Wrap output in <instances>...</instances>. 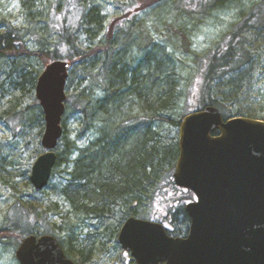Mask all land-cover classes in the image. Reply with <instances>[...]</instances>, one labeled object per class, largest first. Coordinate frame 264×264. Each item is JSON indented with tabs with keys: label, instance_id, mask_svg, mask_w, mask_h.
Masks as SVG:
<instances>
[{
	"label": "trees",
	"instance_id": "obj_1",
	"mask_svg": "<svg viewBox=\"0 0 264 264\" xmlns=\"http://www.w3.org/2000/svg\"><path fill=\"white\" fill-rule=\"evenodd\" d=\"M21 1L32 26L43 22L41 30L48 31L49 36L40 37V49L30 50L23 29L0 34V46L6 49L0 52L6 69L4 96L12 92L11 96L19 101L14 109L20 105L11 117L6 115L9 122H14L15 135L37 131L33 153L37 159L44 153L41 140L45 130L43 110L35 96L37 79L49 63L70 62L64 134L56 149L58 159L53 174L61 165L67 169L55 192L63 204L61 223H52L48 211L31 206L27 210L31 219L28 225L19 235L7 231L6 238L22 242L29 235H53L71 259L78 253L86 262L110 257L115 260L113 264H128L130 259L119 244V232L129 217L142 218L146 208L160 200L156 194L163 178H168L176 189L173 173L179 158L177 135L183 118L214 106L221 110L224 119L246 117L264 122V88L257 85L254 75L260 49L251 48L250 39L243 35L250 28L253 32L247 34H263L264 1L253 4L250 15L244 16L228 39L209 49L204 58L198 57L195 75L184 85L174 52L151 41L136 54L130 47L119 48L116 43L106 50L98 45L83 48L78 42L80 30H84L89 42H94L107 28L97 6L83 14L79 26L71 27L61 14L63 20L54 28L50 16L48 23L39 18L40 0ZM234 3L239 1L233 0ZM9 44L13 45V58L7 57ZM95 86L99 89L95 90ZM26 99H33L35 105L22 106ZM71 108L79 113L76 126H81L84 136L91 134L82 149L68 137ZM28 181L35 193L49 186L37 191L30 178ZM188 195L192 199V194ZM181 200L183 203L174 209L186 219L185 231L177 232L174 210L163 220H147L163 223L171 236H186L190 219Z\"/></svg>",
	"mask_w": 264,
	"mask_h": 264
},
{
	"label": "water",
	"instance_id": "obj_2",
	"mask_svg": "<svg viewBox=\"0 0 264 264\" xmlns=\"http://www.w3.org/2000/svg\"><path fill=\"white\" fill-rule=\"evenodd\" d=\"M70 62L41 72L36 98L43 110L44 153L33 164L37 191L50 183L63 137ZM175 185L196 199L185 207L186 236L169 235L159 222L129 217L118 240L134 264H264V122L224 119L219 108L186 115L179 128ZM19 264H77L53 235H29L16 250Z\"/></svg>",
	"mask_w": 264,
	"mask_h": 264
},
{
	"label": "rangeland",
	"instance_id": "obj_3",
	"mask_svg": "<svg viewBox=\"0 0 264 264\" xmlns=\"http://www.w3.org/2000/svg\"><path fill=\"white\" fill-rule=\"evenodd\" d=\"M205 1L40 0L39 11H42V14L39 18L45 19L47 23L51 19L54 28L59 26L63 16L69 20L71 27L79 26L78 22L82 21L83 14H86L92 6H97L105 18L107 28L103 33L97 35L94 42H89L84 30H80L78 42L82 44L83 48L87 49L98 45L102 50H106L110 44L116 43L119 48L130 47L128 49L136 54L144 49V43L151 41L155 45H161L164 49L174 52L179 62L178 65L181 67L184 85L187 80L194 77L198 57H203L209 49L215 48L228 39L231 33L238 28L237 25L244 16L250 15L252 6L264 0H238L239 3L234 4L233 0H223L222 3L216 2V0H210L207 3ZM59 8L62 10L56 11ZM251 23L252 21L249 22V25ZM33 24L29 20V13L23 8L21 0H0V34L5 33L6 29L9 31L14 28L23 29L27 48L37 50L42 47L40 37L49 36V32L41 30L45 26L43 22L36 26H32ZM248 32H253V28L243 33L250 39V47L260 49L257 52L259 56L255 59L259 63L255 66L254 75L257 77V85L264 88V32L258 36L253 33L247 34ZM10 55L13 58V53H8V57H11ZM4 61L3 58L0 63V76L3 79L6 77ZM93 88L99 89L98 86ZM101 95L102 93L99 92L98 96ZM18 102L12 96L9 98V104H6L3 99L0 103V264H19L15 253L20 239L6 238V232L15 231L17 235L21 233L22 229L28 225V221L31 220L27 215V210L31 209V206H36L43 212L48 211L50 221L58 223V225L61 223L60 217L63 214L60 210L63 204L55 192L64 181L67 167L61 165L59 170L53 174L48 188L40 193H35L28 186V178L31 177L32 167L36 161L33 153L36 151L38 142L37 131L14 134V122L12 123V119L9 122L5 110L7 107H12L13 112L9 114L11 117L14 110L20 106L18 104L14 109ZM21 105L34 106L35 102L33 99H26L22 100ZM69 111L68 137L75 142L77 148L82 149L86 146L91 134L88 133L84 136L81 126L75 124V117L78 118L79 113L73 108ZM176 133L177 131L172 136L177 135ZM177 136H179V131ZM174 186L177 187L175 184ZM161 191L162 194L159 195ZM163 191L168 193H163ZM156 196L160 200L146 208L142 218L163 220L171 213L170 210H174L172 213L175 217L177 216L175 218L177 232H180L181 229L185 231L187 221L174 208L183 203L181 199L184 200V205L191 201V198H188V193L186 194L182 189L172 188L169 179L163 178L160 191ZM55 204L59 206L57 207ZM21 207H24V210ZM31 212L33 213L32 210ZM73 260L78 264H113L115 261L113 258L104 257V259H92L86 262L78 253H75Z\"/></svg>",
	"mask_w": 264,
	"mask_h": 264
},
{
	"label": "flooded vegetation",
	"instance_id": "obj_4",
	"mask_svg": "<svg viewBox=\"0 0 264 264\" xmlns=\"http://www.w3.org/2000/svg\"><path fill=\"white\" fill-rule=\"evenodd\" d=\"M11 33V30L9 31L8 29H6V32L5 33H1V35H5V34H10ZM12 47H13V45L12 44H9V45H7V49H9L8 51H9V54H11L12 53ZM0 49H1V53L2 52H5V47L4 46H0ZM11 56V58H12V55H10ZM8 57V56H7ZM0 63H1V60H0ZM1 77V76H0ZM4 81H5V79H3L2 77L0 78V103H1V101H2V99L3 100H5V103L6 104H9V98H11L12 96H11V93H9V94H7L6 96H4V92H5V89H7V88H5V86H4ZM11 110H12V108L10 107H7V109L5 110V113L6 114H10L11 113ZM186 194L187 193H190L189 191H187V190H184V189H182ZM196 199V197H195V195L194 194H192V199H191V201H193V200H195ZM168 226V225H167ZM189 230V229H188ZM188 233V232H187ZM125 253H126V257H128L130 260L128 261V264H134V260L132 259V255H131V253L130 252H126L125 251ZM131 259H132V261H131ZM127 264V263H126Z\"/></svg>",
	"mask_w": 264,
	"mask_h": 264
}]
</instances>
